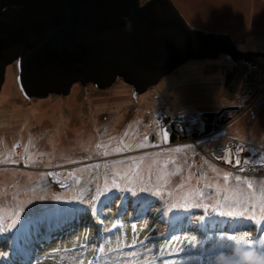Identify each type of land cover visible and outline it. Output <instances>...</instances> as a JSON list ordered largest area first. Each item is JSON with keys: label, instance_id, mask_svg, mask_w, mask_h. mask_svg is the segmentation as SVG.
<instances>
[{"label": "rangeland", "instance_id": "1", "mask_svg": "<svg viewBox=\"0 0 264 264\" xmlns=\"http://www.w3.org/2000/svg\"><path fill=\"white\" fill-rule=\"evenodd\" d=\"M170 1L192 29L225 32L240 51L264 53V0ZM252 59L188 60L135 98L117 79L104 89L74 83L66 95L26 99L17 62L7 64L0 88V264H249L247 250L264 253V56ZM233 105L240 112L225 127L169 141L170 123L201 132L203 111ZM225 196L251 197L246 215L255 205L261 223L204 210ZM185 201L189 207H180ZM197 202L202 206H192ZM172 204L177 208L169 211ZM44 207L64 210L53 215ZM69 215L51 241L34 250L25 243ZM244 233L254 242L245 250L221 239ZM173 235L195 240L179 251L178 242L168 244Z\"/></svg>", "mask_w": 264, "mask_h": 264}, {"label": "water", "instance_id": "2", "mask_svg": "<svg viewBox=\"0 0 264 264\" xmlns=\"http://www.w3.org/2000/svg\"><path fill=\"white\" fill-rule=\"evenodd\" d=\"M258 54L240 51L228 35L190 28L170 0H0V88L16 61L26 99L117 79L135 98L188 60Z\"/></svg>", "mask_w": 264, "mask_h": 264}, {"label": "trees", "instance_id": "3", "mask_svg": "<svg viewBox=\"0 0 264 264\" xmlns=\"http://www.w3.org/2000/svg\"><path fill=\"white\" fill-rule=\"evenodd\" d=\"M223 57L226 58L224 55H223ZM239 112H240V108L237 105L224 106V107H221L217 110L203 111L202 117L204 119V124H203V128H202L201 132L195 131V132L187 133V131L182 130L181 127L178 128L177 123L172 122L167 127V129H168L167 135H168L169 141L174 143L180 138L186 139L187 137H189L190 139H196L197 137H199V133H201L202 135L211 134V133L219 130L220 128L228 125L232 121L233 117L235 115L239 114ZM61 203H62V200H61ZM103 203H100V204L102 205ZM45 209H47L46 213H49L48 211L54 210L55 212H53V215L55 213H60V210H64L63 208H47V207H44L43 211H45ZM50 214H52V213H50ZM36 215H37V213H36ZM55 217H57V216H55ZM70 217H71L70 215L66 216L64 218L59 217L58 219H56L54 221V223H52V225L47 224V226L44 229L45 231H44L43 235L42 234L31 235L30 237L27 238L25 243L28 244V247L31 250H34L35 248H37L38 246H40L44 242L46 243L48 241H51L54 237L57 236V233H59L62 230V228L65 226V224L68 223V220H70ZM17 221H19V222L23 221L24 222V218L22 220L18 219ZM25 223H26V221H25Z\"/></svg>", "mask_w": 264, "mask_h": 264}, {"label": "snow or ice", "instance_id": "4", "mask_svg": "<svg viewBox=\"0 0 264 264\" xmlns=\"http://www.w3.org/2000/svg\"><path fill=\"white\" fill-rule=\"evenodd\" d=\"M227 162L231 163V160L229 159ZM236 163H237V165H239L240 161L237 160ZM240 179H241L240 176L236 177L237 181H240ZM225 180L226 181L228 180V176L227 175L225 176ZM182 186L183 185H181V187ZM248 186H249V188H251L252 184L249 182ZM144 190H146V189H144ZM169 195H171V193H169ZM198 195L200 197H203L204 196V192L201 191V192L198 193ZM234 195H235V193H234ZM93 199H95V197H93ZM249 199H251V197L238 196L236 199H232V198H230L228 196H225L222 203H219L217 205L205 204V205H203V208H204L205 211H208V209L211 208V211L216 216H219V217H229V218H233V219H241L242 218V219L255 221V224H260L261 221L256 218L255 205L251 206V208L253 210V215H251V216L246 215V213L248 211L247 201ZM192 206L199 208L202 205L199 202H197V203H195ZM237 206H239L242 209L238 213H234L233 211L225 212L223 210L224 207H228L229 209H232V208H235ZM180 207L187 208V207H189V205L187 204V201H185V203L180 205ZM176 208H177V204H172L170 206V208H169V211H172V210H174ZM260 212L262 214H264V193H262V196H261ZM201 219H204V217H201ZM185 220H187V217H184V221ZM16 223H17V220L16 219H12L10 223L5 224L3 227L4 228H13L16 225ZM260 231H261L262 234H264V227H262L260 229ZM249 236H250V233H244L239 239L237 238L236 235L222 236L221 239L231 240V241L234 242V244L236 246H239V249L245 250L246 247H250L252 245V243H254L251 239L245 238V237H249ZM194 240H195V237H192L191 240H189L188 237H183V239H181V237L173 235L169 239L168 244H173L174 241L178 242L176 244H173V246L174 247H178L179 251H184L185 249L183 247H179V245L182 244L183 241H188L189 243H191ZM248 258L251 259V256H248Z\"/></svg>", "mask_w": 264, "mask_h": 264}, {"label": "clouds", "instance_id": "5", "mask_svg": "<svg viewBox=\"0 0 264 264\" xmlns=\"http://www.w3.org/2000/svg\"><path fill=\"white\" fill-rule=\"evenodd\" d=\"M251 256V259L248 258ZM245 259L249 261V264H264V253H256L255 250H247Z\"/></svg>", "mask_w": 264, "mask_h": 264}, {"label": "flooded vegetation", "instance_id": "6", "mask_svg": "<svg viewBox=\"0 0 264 264\" xmlns=\"http://www.w3.org/2000/svg\"><path fill=\"white\" fill-rule=\"evenodd\" d=\"M148 0H145V1H143L141 4H143V3H145V2H147ZM186 21V20H185ZM187 23V22H186ZM191 28V27H190ZM224 35H227V33H223ZM228 36H230L229 34H228ZM235 45H236V47H237V49H239V47H240V45L237 43V42H235ZM225 57H226V55H224Z\"/></svg>", "mask_w": 264, "mask_h": 264}, {"label": "built area", "instance_id": "7", "mask_svg": "<svg viewBox=\"0 0 264 264\" xmlns=\"http://www.w3.org/2000/svg\"><path fill=\"white\" fill-rule=\"evenodd\" d=\"M183 119H181L180 117L174 116V121L175 122H181Z\"/></svg>", "mask_w": 264, "mask_h": 264}, {"label": "bare ground", "instance_id": "8", "mask_svg": "<svg viewBox=\"0 0 264 264\" xmlns=\"http://www.w3.org/2000/svg\"><path fill=\"white\" fill-rule=\"evenodd\" d=\"M237 156H238V158L240 157V155H239V154H238Z\"/></svg>", "mask_w": 264, "mask_h": 264}]
</instances>
